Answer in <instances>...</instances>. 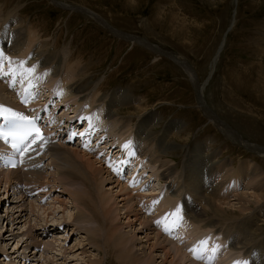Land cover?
<instances>
[{"label":"rangeland","instance_id":"obj_1","mask_svg":"<svg viewBox=\"0 0 264 264\" xmlns=\"http://www.w3.org/2000/svg\"><path fill=\"white\" fill-rule=\"evenodd\" d=\"M55 1L58 2L60 6L56 5L54 0H0V3L5 7L6 10H8L7 12H3V18H7L8 12H10V10L16 9L14 14L17 15V18L20 21L22 20L21 25L23 26L19 32H17L14 39L16 47L22 46L24 53L13 55L11 58L13 60L12 64H4L3 68L5 70L8 66H12L11 70L16 69L15 71H17L23 65L24 59L27 57L25 54L30 51L33 46L23 45V42H25V39H27L29 36L30 39L33 38L35 42L34 45H37L38 42V44H42L43 49L47 51V55L54 63L59 62L65 52L71 51L74 58L72 60L69 59L71 61L70 63L67 62V66L70 64V67H68L72 69L71 65H74L73 68L77 65L80 69L78 70V72L80 71V74L78 73V75L81 76H78V80L80 78V84H83L81 85L84 88L83 93L85 94L89 92V94L86 97L87 99L83 100V106L82 104L79 105L77 107L78 111H75V113L73 109L74 107L71 106V110L67 112L69 113L68 115L70 119H67L64 116L62 117V111H64L66 108V104L63 103L62 106H58L60 96L58 94L54 95L55 92L58 93L60 91V88H63L62 86L55 84L52 87H47V90H49L48 93L46 92V94L48 95L50 93V95L47 96L40 89L41 86H38L39 84H31L33 93L36 95L39 103L42 106H46L52 118L54 116L53 119L56 120V123L58 122L55 124L53 131H51L53 132L54 139L57 144L64 142V144L70 149L78 148L81 150V152H83L85 148H90L91 146V148H93V146H95L96 137H90V139L85 141L82 135H80L82 130L79 129H85L86 125H88L87 115L89 112H93L88 111V109H90L88 106L90 101L92 103L95 102V96H98L97 99L99 98V100H96V103H99L98 101L102 102L103 106L100 103V108L103 110V114H105L107 101H112L116 104H118L117 102L119 101L121 102H119V106H117L118 108L120 107V116L126 117L129 116L128 114L135 116L143 111H152L153 113H157L161 119L159 124L155 127V133L157 132L156 134H158V136L166 129V126H168L169 122L174 120L182 121L185 125L183 130L180 132V135L175 136V134H171L172 136L169 139L175 140L174 143H176V145H180L182 142L179 137L186 138V142L183 143L185 146L182 147V149L181 147H177L176 150H171L173 152V157L167 158H173L176 167L175 170L177 169L176 172L184 176L183 179L189 187H192L191 179L196 177V172L200 174L199 184L203 189L205 178L211 175L210 166H206V164H204L199 167V161H201L203 158L201 156V152L205 151V145L210 146L213 150L219 151V157L222 154L223 159L234 160L233 163L235 168L238 166L241 160H250L251 164H258L257 166H261V170L264 169L263 155H252L250 151H247L243 147L239 146L238 143L229 139L225 133L210 123V120L204 114L202 107H200L199 102L197 103V88L181 64L185 63L195 71L196 75L198 76L199 85L204 87L203 97L205 98L207 105L213 108V111H220V113L221 111H226L223 112L222 115L217 114L219 118L221 120L226 119L224 121H226L229 125L230 122H232L230 121L232 118L237 120L240 115L241 117L246 118L243 120V123L249 126L244 127L247 129V131L250 129L249 133L254 131L255 134H253V136L246 135L244 132L246 129H242L243 126L241 125H234L232 122L230 126L236 129V131L241 136H243L245 140L251 141L252 143L258 145L260 144V146L264 147V0ZM70 6L72 8H66ZM85 9L97 12L101 17L102 22H98L95 18L87 14L88 11ZM174 13L176 14V18ZM183 22L186 23L181 25ZM9 24V21H7L5 26L8 27ZM25 28L26 30H24ZM22 29L24 30V33ZM112 29H119L120 32L125 33L123 35H133L140 39H147L149 44L144 45V43H140L137 40H130L129 38L127 39L125 37L118 36V34L122 35V33ZM35 38H37V40ZM43 41L48 42L45 43ZM48 43L51 45H48ZM157 46L160 47L162 51L164 50L163 54L158 55L155 50H153L154 47ZM170 54L174 58H171L169 56ZM218 54L219 57H216ZM179 61L181 62L179 63ZM5 65H7V67H5ZM78 67L76 68L78 69ZM6 73L7 76H4L3 80L12 83V74H9L10 72L7 71ZM39 73L40 71H38L37 74L35 73L36 76L33 78L43 82L44 78ZM210 73L212 74L209 78ZM16 77L17 75H14L13 79ZM81 77H83V80ZM13 83L11 84L12 90L20 93V91L17 89L18 83ZM30 83L31 82L29 81L27 86L30 85ZM96 85L97 87H95ZM99 85L102 88H100ZM97 88H100V92ZM122 89H125L126 92H128L125 94V90ZM50 90L52 91L49 92ZM93 93L99 94L92 95ZM115 93L118 94L116 95ZM123 95L125 97L124 101L123 99H120L123 98ZM56 97H58V99ZM104 97L106 101L104 100ZM117 99L119 100L115 101ZM138 100H140L142 105H144L142 106L144 107L142 111L136 110L135 106L137 104H131V102H138ZM226 101L235 103L232 105L234 108H238L240 115L231 111H227L226 108L221 107V104ZM85 103L86 105H84ZM5 104L7 105L6 101ZM54 106L57 107L53 109ZM93 108L98 110V108ZM76 112L82 114L81 120H85L80 125L78 123L79 117H74ZM134 116L130 118L131 120L129 119L130 127L132 126L134 129L136 124L138 128L140 127L141 129L146 130V126L142 124L143 121L135 123L136 117ZM222 116L225 118H222ZM96 123L97 122L94 120L91 123V126H95ZM63 126L67 127L64 128ZM75 126H77L76 129ZM238 126H241V130ZM56 127L61 129V135H59L60 132H56L54 134ZM105 128H107V126ZM133 129H131L126 134V136H124L125 141L123 143V151L127 153L128 158L125 159L124 153H116V149H113V152L109 150L108 154H106V161H104V156H101V158L98 160V162L100 161L104 164V167L107 165V168L110 169L112 176L115 179H119L120 185L125 184L127 187L129 183V181L127 182L129 175L127 177L124 176L123 179L114 175L110 166L107 164V160H110L109 162H111L112 157L116 158L118 155H121L126 162L131 160L130 156L133 155V150H136L133 146L132 133H130L134 131ZM74 133L75 135H73ZM155 133L154 136H156ZM62 135H64V137ZM117 136L119 135L117 134ZM70 137H76V143L71 144L68 140V142H66V138ZM91 139L93 140L92 142ZM112 139H114V137H112L111 140ZM209 140H212L213 142H209ZM86 142H89L87 146ZM84 143L85 145H83ZM155 143L153 145H155ZM125 145H128V147H125ZM96 148L101 150L104 147L99 145ZM164 159H166V157ZM48 162V160L43 161V166H46ZM96 166H98V163H96ZM187 171L189 173H187ZM146 172L148 173L147 170L145 172H142L141 170L140 174ZM149 173V177L151 178L148 177L143 179L142 177V179L149 182L152 187L145 189L141 188V185L144 183V181H139L137 182L139 186L134 188V190L137 188L138 190L131 192L135 195L140 194V197H142L143 201L145 202H149V199L152 198L153 195H149L150 193L157 194L158 191L156 190L159 189V186H163V183H161L158 178H152L153 176H151V171ZM153 180L154 183L152 184L151 181ZM107 186L108 185H106V188ZM120 187H113V191L116 193ZM258 187L259 186L256 188L257 192L260 191L258 190ZM153 188L155 189L154 191ZM3 189L4 188L2 187V191ZM62 189L63 188L61 187L60 190ZM237 190L238 191H235L232 194L237 192H239V194L246 193V199L242 200H254V197L251 196L254 194V190L250 187L245 188L240 183L237 186ZM125 193L127 192L122 193L123 197L125 196V198H129V196H127L128 194ZM227 194L228 193H226V195ZM56 195L57 192L54 191L51 200L52 198L56 197ZM216 196L218 198L222 196L223 198L224 193H222V191L217 192ZM13 197L14 196H11L9 198L10 204H13L11 203L13 202L11 201ZM69 197L71 196L67 194L66 196H61V199L68 200ZM115 197L117 198L116 195ZM235 197L236 196H228V198H225V200L219 199L218 202L219 206L221 205V209H226L229 211H231V209H233V211L237 210L241 203H239V200L235 199ZM121 198L122 196L120 195L118 199ZM228 199L231 201L230 203H228ZM49 201L50 200L46 202L49 203ZM1 202L2 200L0 201V227H2V234L0 237H4L1 238L0 245L2 246V253L4 255L5 252H13L17 245V241L21 236L17 234L11 235L13 232H9L11 230V224L7 220H4L5 215L7 214H5L4 211L6 210V205H1ZM241 202L244 203L243 201ZM43 203V205H45V202ZM59 204L61 205V203ZM56 205H58V203H56ZM67 206L72 213V217L75 216L77 221L80 222L83 219H89L86 222L93 224V215H89L86 212H80L85 210H77L78 208H75V206L71 205V203H68ZM148 208H150V205ZM262 208H264V204L252 210L251 212H255V210L259 211ZM27 210L31 213L29 208H27ZM142 210L144 211L141 212L142 216L151 217V214L145 213V209ZM154 213H152V216H154ZM31 214H33V212ZM235 214H239V212L237 211ZM63 215H65V217H63ZM26 216H28V214ZM51 216L48 215V217H45V219H40V224H48L46 228H53L52 230L55 233L61 232L58 230L59 227L69 224L67 222L64 223L65 220L69 221V213H55L54 216ZM32 217L34 218V216ZM125 220L126 219L121 214L119 223L123 224ZM59 221H61V225L57 226L56 223ZM31 223L34 224V226H37V221H32ZM50 223H54L55 225ZM73 224L68 226L66 234L63 232L61 235L64 237L69 236L66 240H62L64 237H58L60 238L59 241H62V245L66 244L64 247L68 254V258L66 256L67 259L64 257L66 262L68 261V264H86L85 260L88 259V256H92V258H99V254L96 249L90 248L89 245L85 246L86 233L82 234L83 244L79 245V238L77 239L76 235L78 236V234L81 233L80 230L83 228H76V224ZM138 225L139 222L137 221L136 226L138 227ZM21 226L22 225L20 223L17 228H14L15 226L12 227L14 228L12 229L14 233H16L18 229L21 228ZM72 227L75 228L76 234L75 232L72 234ZM36 230H38V227ZM144 235L145 234H141V245H144V248H147L153 242L154 238L148 240L144 237ZM53 239L56 240L57 238ZM49 241L51 242L52 239H49ZM8 243L9 246L6 247ZM84 246V249L88 251L87 254L82 253V247ZM70 250L72 251L70 252ZM36 251L39 252L38 254H35L38 259L35 257V259H33L34 261L32 262H35L34 264H46L44 263L45 260L42 258L45 254H43L41 250L40 251L42 253L38 249ZM51 252H48L47 254L49 257L51 256L50 258H52L53 254H57L54 250ZM13 254L11 253V257L14 259L13 263L23 264L22 261L19 263L17 261L18 259L15 258L16 254ZM3 255H0V264L8 262V260H5V256ZM116 255V252L115 255L108 254L107 259L105 260L106 264H121L117 257H115ZM79 257H82L81 260L83 259L84 261H81ZM64 259H62V261ZM170 259L171 258H169V260ZM56 260L58 263L61 261L59 257H57ZM159 261L160 258L156 260V262ZM256 261L258 260L256 259ZM51 262V264L55 263L53 261ZM28 263L29 262L27 261L26 264Z\"/></svg>","mask_w":264,"mask_h":264},{"label":"bare ground","instance_id":"obj_2","mask_svg":"<svg viewBox=\"0 0 264 264\" xmlns=\"http://www.w3.org/2000/svg\"><path fill=\"white\" fill-rule=\"evenodd\" d=\"M54 2L56 3V5L60 6V4L55 0ZM66 8L72 7L70 6ZM5 10V7L0 3V52H2L5 56H7L8 53L9 55L7 57H12L15 54L18 55V53H24V51L22 50V46L16 47L14 39V37H16L15 35L17 34V32H19V30L23 26L21 25L22 20L20 21L17 18V15L14 14V11H16V9H9L10 12H8L7 18H3V12L8 11ZM85 10L88 11L87 14L95 18L98 22H102L101 17L97 12L88 9ZM174 16L176 18V14ZM7 21H9L10 23L8 27L5 26ZM184 23L186 22L181 23V25ZM24 30H26V28ZM112 30L120 32L119 29ZM123 34L125 33H122V35L118 34V36H122L127 39L129 38L130 40H137L140 43H144V45L149 44V41L147 39H140L133 35L128 36ZM35 39L37 40V38ZM48 41L43 42L47 43ZM34 43L35 42L33 38L30 39V36L25 39V42H23V45L33 46L30 51H25L27 52L25 54L27 57H25L26 59H24L23 65L17 71L13 73V71L11 70L12 66L7 67V65H5V67H7L6 70L3 68L4 74H0V99L2 100H0V106L2 104H5L6 101L7 105L11 107H20L24 108L25 110H31L32 108L38 110L39 108H41L44 114L50 115L47 107L42 106L39 103V100L37 99L36 95H34L33 89L31 88V84H39L38 86H41L40 89L45 93V95H47L46 92L48 93L49 90H47V87L49 88L57 84L63 87L60 88V91L58 93L55 92L60 96L58 106H62L63 103L66 104V108H63L64 111L61 110L63 112L62 117L64 116L65 118L70 119L68 115L69 113L67 112L70 111L72 107H74V113L75 111H78L77 107L81 104L83 106V100L87 99L86 97L89 94V92L85 94L83 93L84 88L83 86H81L83 84H80V78L78 80V76H81L78 75V73L80 74V71L78 72V70H80L79 67L76 65L73 68L74 65H71V69L69 68L70 64L68 65L69 67L67 66V64L70 63V61L74 58L73 53L71 51L65 52L63 57L61 53L62 59H58L59 62L54 63L52 62V60H50V57L47 55V51L43 49L42 44H38V42L37 45H34ZM49 44L50 43H48V45ZM153 50H155L158 55L164 53V50L162 51V49L158 46L154 47ZM169 56L171 58H174L171 54ZM216 57H219V54ZM181 61H179V63ZM12 62L13 60L11 59L9 61V64L11 65ZM4 64H6V61L2 63V67H4ZM181 64L183 65L182 67L185 69V71L190 76V78L194 82V85L197 88V103L199 102L200 107H202L203 112L206 117H208V119L210 120V123L213 124L215 127L219 128L223 133H225V135L229 139L238 143L239 146L243 147L245 150L250 151L252 155L264 156V147L260 146V144L258 145L252 143L251 141L245 140L243 136H241L236 131V129L230 126L232 122L234 123V125L243 126L242 129H244L246 126H249L243 123V120H245L246 118L241 117L238 108H234L233 105L235 103H231L230 101L223 102L222 104L220 103L221 107L226 108L227 111H231L240 115L237 120L234 118L230 119V121L232 122H230L229 125L226 121H224L226 119L221 120L218 116L222 115V113L226 111H221V113L220 111H213L214 109L207 105L206 100L203 97L204 87H202V85H199L198 76L196 75L195 71L192 70L185 63ZM76 67H78V69ZM27 68L36 69V71L31 75L32 77L36 76L38 71H40L39 74L41 76H49L48 80L50 79V83L48 81L46 83L40 82L39 80L33 78V80L30 81V85L27 86L28 82L24 81V84L21 85V88L24 89L23 92L26 91V95L22 96V92L17 93L16 91L12 90L11 84L13 82L18 83V79L25 73V70ZM6 71H11L10 73L12 74V83L3 80V77L7 76ZM211 74L212 73H210L209 78L211 77ZM14 75H17L15 79H13ZM83 77H81L82 80ZM95 87H97V85ZM100 88L102 87L100 86ZM51 91L52 90H50L49 92ZM127 92L125 90L124 93L126 94ZM60 93H62V95ZM97 94L93 93L92 95ZM49 95L50 93L47 96ZM97 97L98 96H95L96 100H99V98L97 99ZM23 98L28 101L27 105L24 104L22 100ZM120 99H123L124 101V95L123 98ZM96 100L93 103L90 101L89 106L87 105L90 108L88 109V111L93 112H89L90 114L87 115L88 125H86V128L81 131L84 136L89 135L91 138L93 136L96 137V144L95 146H93V148H91V146L90 148H85V150L81 152V150H79L78 148L70 149L67 145L64 144V142H61V144H57L55 142L53 132H51L53 131L55 124L58 123L55 122L56 120L53 119V116L49 126V131L51 132L52 139L50 138V140L48 141V146L46 148L40 150L39 155L41 156L38 159L37 157H35L34 162H36V165L34 169L30 171H23L18 169L12 171H3L0 173V201L2 200L1 205H6V210L4 211L5 214L7 213L5 215L4 220H7L11 224V230L9 231L13 232V234L11 235L17 234L21 236L20 239L17 241V245L14 248L13 252H5V254L3 255V249L0 245V255L5 256V260H8L7 263L3 264H14V259H12L11 253L16 254L15 258L18 259L17 261L19 263L20 261H24V264H26L28 261V264H34L35 262L32 261H34L33 259H35L36 257L35 254L39 253L36 252V250H41L43 244L45 246L43 251V254L45 255H43L42 257L45 260L44 263L51 264V261H53L55 262L53 264H68V261L66 262L68 254L66 252V249H64L66 244L64 243L65 245H62V241H59V239L61 237H64L61 236L62 233L65 232L66 234L68 226L73 223L76 224V228H83L80 230L81 233H79L78 236L76 235L77 239L79 238V245L83 244L82 234L86 233L85 246L89 245L90 248L96 249L99 254V258H92V256H88V259L85 260L86 264H106L105 260L107 259V255H115V252L117 254L115 257H117L121 264H201L193 259H190V257L186 254L182 246L175 244L173 240L167 238L165 235L161 234L157 230V225L155 223L156 217L155 215L152 216V213L157 210L156 203H153L156 194L150 193L149 195H153L152 198L149 199L150 201H143L142 197H140V194L135 195L131 193L138 190V188L135 190H131L125 184L120 185L119 179H115L112 176L110 169L107 168V165L104 167V164L102 162H98L101 156H104V161H106V154H108L109 150L113 152L112 149H116V153H120L124 150V136H126V134L131 129H133V127H130L129 125V119L134 115L128 114L129 116L126 117L120 116V107H117L119 106L118 104L120 101L117 102L118 104L112 101V103L110 101H107L105 114H103V110L100 108V103L102 105V102L98 101L99 103H96ZM118 100L119 99L115 101ZM132 103H134V105L137 104L135 106L136 110L142 111L144 109V107H142L144 105H142V102L140 100H138V102H131V104ZM84 105H86V103ZM56 107L57 106H54L53 109H55ZM93 107L98 108V110H95ZM150 112L143 111L139 114L135 113L137 114L134 116L136 117L135 123L143 121L142 124L146 126V130L141 129L140 127L138 128L134 123V131L130 133H132L133 146L136 150H133V155L130 156L131 160H129V164L136 167L138 164L142 163V172H145L146 170L149 172L151 168V176L154 175L156 178H158L161 183H163V186H166L167 188H169V190H172L173 197H183L185 199V201L187 202L188 210L190 211L189 215L187 216V220H191L190 225L192 226V235H199L209 231L210 229H216L217 231L225 232L228 236L231 237L232 244L236 246L230 247L228 252L223 256L225 262L235 256L240 257L242 255H247L251 258L254 264H264V208L259 211L255 210V212H251L252 210L264 204V169L261 170V166H257L258 164L256 162L255 163L257 165L251 164L250 160H241V162L235 168L233 163L234 160L223 159L222 154L219 157V151L213 150L210 146L205 145V151L201 152V156L203 158L201 159V161H199V167L204 164H206V166H210L211 175H209L210 177L208 176L205 178L203 189L199 184L200 174L196 172V177L191 179L192 187H189L183 179L184 176L176 172L177 169L175 170L176 167L173 158H167L173 157V152L171 150H176L177 147H181L182 149V147L185 146L183 143L186 142V138L179 137L182 142V144L180 145H176V143H174L175 140L169 139L173 134H175V136H179L185 124L180 120L171 121L169 122L168 126H166V129L162 132V134L160 133L161 135L159 134L158 136V134H156L157 132L155 133V127L159 124L161 119L157 113ZM81 115L82 114L76 112L74 116L75 118L76 116L79 117V125L85 121L81 120ZM222 118L225 117L222 116ZM94 120L97 123L95 126L92 127L91 123ZM106 126L107 128H105ZM241 126L238 127L240 128ZM63 127L65 128L67 126ZM76 128L77 126H75V129ZM248 130L250 131V129ZM249 131H247V129L244 130L246 135L253 136V134H255L254 131H252V133H249ZM56 132H60L59 135H61L62 133L61 129H59L58 127H56V130H54V134ZM154 133L156 136H154ZM117 134L119 136H117ZM62 136L64 137V135ZM112 137H114V139L111 140ZM68 139L69 138H66V142H68ZM92 141L93 140L91 139V142ZM209 142L213 141L209 140ZM154 143L155 145H153ZM88 144L89 142H86V146ZM83 145H85V143ZM99 145H102V147L104 148H102L101 150L97 149L96 147ZM165 157L166 159H164ZM114 159L115 157H112L111 162H109L110 160H107L108 166H110L111 163H114ZM47 160L49 161L48 164L46 166H43V161ZM121 161L126 162L124 159ZM96 163H98V166H96ZM132 171L133 169L130 168L128 173H131ZM187 173L189 172L187 171ZM130 177L131 175L129 176L127 182L130 181ZM239 181L245 188L250 187L254 190V194L251 195L252 197H254V200H242L246 199V193L239 194V192H237L235 194H232L233 192L238 191L237 186L238 184H240ZM151 183L153 184L154 181H151ZM106 185H108L107 188ZM110 186L121 187L115 193V191H113V187ZM257 186H259V192H257L256 190ZM2 187L4 188L3 191ZM61 187L63 188L62 190H60ZM154 190L155 189L153 188V191ZM54 191L57 192V195L51 200ZM220 191L224 193L223 198L222 196H220L219 198L216 196V193ZM124 192H127L125 194H128L127 196H129V198H125V196L123 197L122 193ZM226 193L228 194L226 195ZM67 194L71 196L68 198V200L61 199V196H66ZM115 195L117 196V198L115 197ZM120 195L122 196V198L118 199ZM11 196H14L13 199H11V201H13L11 203L13 204H10L9 198ZM228 196H236L235 199H238L239 203H241L237 210L233 211V209H231V211H229L226 209H221V205L219 206V199L225 200V198H228ZM44 199L50 200L49 203L45 202V205H43V202L45 201ZM241 201H243L244 203H242ZM230 202L231 201L228 199V203ZM56 203H58V205H56ZM59 203H61V205ZM68 203H71V205L75 206V208H78L77 210H85L80 212H86L89 215H93V224L86 222L89 219H83L79 222L77 221V218L75 216L72 217V213L69 207L67 206ZM149 205L150 208H148ZM167 205L168 201L165 198L162 201L161 206L167 207ZM27 208H29L31 210V213L33 212V214L28 212ZM142 209H145V213L151 214V217H147L146 215V217L142 216L141 212H144ZM237 211L239 212V214H235ZM62 212H66L67 214L69 213V221L65 220L64 222H67L69 224L66 226L63 225L59 227L58 230H60L61 232H56L57 234H60L59 236H57L56 240L52 239L51 242H48V240L43 241V234L55 232L52 230L53 228H46L48 224H40V219H45V217H48V215L54 216L55 213L58 214ZM120 213L126 219L123 224L119 223L121 215ZM27 214L28 216H26ZM32 216H34V218ZM63 217H65V215H63ZM32 221H37V226H34V224L31 223ZM137 221L139 222L138 227L136 226ZM20 223L22 225L21 228L18 229L16 233H14L12 229L17 228ZM50 224L55 225L54 223ZM56 225H61V221L56 223ZM37 227L38 230H36ZM1 228L2 227H0V235L2 234ZM71 231L72 234L74 232L76 234L74 227H72ZM141 234H145L144 237L148 240L154 238L153 242L147 248H144V245H141ZM2 237H0V240ZM68 237L69 236H66L62 238V240H66ZM185 238L186 235L183 237V239ZM8 239L10 240L9 237ZM8 246L9 243L6 247ZM85 246L82 247L83 254L88 253V251L84 249ZM53 250L56 251L57 254H53L52 258H50L51 256L49 257L47 254L48 252H51ZM71 251L72 250H70V252ZM56 256L59 257L61 261L62 259H64V257L66 258L67 256V258L64 259L65 261L63 260L62 262L60 261V263H58V261L56 260ZM158 258H160V261L156 262ZM169 258L171 259L169 260ZM256 259L259 262L256 261Z\"/></svg>","mask_w":264,"mask_h":264},{"label":"snow or ice","instance_id":"obj_3","mask_svg":"<svg viewBox=\"0 0 264 264\" xmlns=\"http://www.w3.org/2000/svg\"><path fill=\"white\" fill-rule=\"evenodd\" d=\"M9 58L5 56L2 52H0V74H4L2 63L4 61H8ZM13 73L15 70H12ZM36 71L35 68H27L25 70V74L28 76H31ZM62 95V93H60ZM26 103V101H25ZM0 117H2L5 121L4 124H0V140H3L5 143H10L11 148L13 150L12 155L20 154L24 155L26 152H29L32 150L33 145H42L45 141V136L42 134L41 129L37 126L36 120L39 119V117H33L30 118L27 115H24L21 112L13 111L10 108H4L0 106ZM75 135V133L73 134ZM83 135V133H81ZM125 147H128V145H125ZM0 161H6L5 167L8 166V164H11V166L16 167L15 162L12 160L11 156L4 153L3 151H0ZM111 166V165H110ZM118 172V169H114ZM153 203H158L157 201H154ZM172 215L176 218L177 221L182 219L180 217V209L177 208ZM166 219V218H165ZM156 225L160 227L163 223L162 220L155 221ZM173 226H176L173 224ZM164 232L170 233L171 228L165 226L163 228ZM208 244L207 240L200 241V250L197 252V249L193 248L190 249L195 255L196 259H204V256L201 255ZM213 253L218 251V249L213 248ZM215 259V256H212L209 258L208 264H211V262ZM236 264H246L244 261H237Z\"/></svg>","mask_w":264,"mask_h":264}]
</instances>
